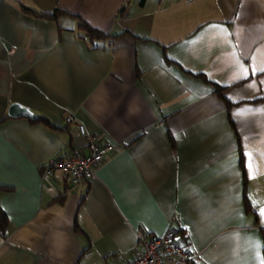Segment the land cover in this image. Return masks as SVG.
Masks as SVG:
<instances>
[{
    "label": "crops",
    "instance_id": "0c3cea01",
    "mask_svg": "<svg viewBox=\"0 0 264 264\" xmlns=\"http://www.w3.org/2000/svg\"><path fill=\"white\" fill-rule=\"evenodd\" d=\"M75 123L114 151L86 182L42 181L85 153ZM0 186V264H126L170 228L182 264H261L264 0H0Z\"/></svg>",
    "mask_w": 264,
    "mask_h": 264
},
{
    "label": "built area",
    "instance_id": "2783aa9c",
    "mask_svg": "<svg viewBox=\"0 0 264 264\" xmlns=\"http://www.w3.org/2000/svg\"><path fill=\"white\" fill-rule=\"evenodd\" d=\"M198 1V0H189ZM64 123L74 122L71 115H65ZM75 136L84 141L85 153L73 150L70 154L52 157L41 168L40 177L44 182L53 180L55 173L64 177L71 186L86 182L93 177L94 168L114 151V144L87 132L80 123H75ZM51 190L50 185H45ZM178 228H170L160 237L141 240V249L126 264H182L193 256L179 244Z\"/></svg>",
    "mask_w": 264,
    "mask_h": 264
},
{
    "label": "trees",
    "instance_id": "16d2710c",
    "mask_svg": "<svg viewBox=\"0 0 264 264\" xmlns=\"http://www.w3.org/2000/svg\"><path fill=\"white\" fill-rule=\"evenodd\" d=\"M22 9L26 12L32 13V10H28L25 7H22ZM33 13L35 15L41 16L43 18L55 20L59 15H62L63 12H61L60 10H55L52 14H37L35 12H33ZM78 29L82 32V34H83L82 37L85 38L89 42H93V41L99 40V39H104L105 37H107V35L104 34L102 31L87 25L82 20L79 21ZM222 89H224V88H216V92L219 94ZM7 118L8 117L6 116L3 120H5ZM38 120H40V121L46 123L48 126L54 128V126L48 120H46L44 117L38 116ZM62 129H64V127ZM0 191H8V189L0 186ZM245 206H246V209H248L247 201H245ZM6 227H7V219H6L4 212L0 208V235H2V236L5 235ZM178 232L180 235L179 242L186 243L185 242L186 238L183 236V232L180 229L178 230Z\"/></svg>",
    "mask_w": 264,
    "mask_h": 264
},
{
    "label": "water",
    "instance_id": "95a60500",
    "mask_svg": "<svg viewBox=\"0 0 264 264\" xmlns=\"http://www.w3.org/2000/svg\"><path fill=\"white\" fill-rule=\"evenodd\" d=\"M7 115L8 117L12 118L25 117L30 120L38 119V116L36 114L31 112L27 107L22 106L18 103L10 104V106L8 107Z\"/></svg>",
    "mask_w": 264,
    "mask_h": 264
},
{
    "label": "snow or ice",
    "instance_id": "6c2138e0",
    "mask_svg": "<svg viewBox=\"0 0 264 264\" xmlns=\"http://www.w3.org/2000/svg\"><path fill=\"white\" fill-rule=\"evenodd\" d=\"M264 204V202H259V204H256L254 203V207H258V215L261 217V218H264V206H259V205H262ZM261 264H264V261L261 262Z\"/></svg>",
    "mask_w": 264,
    "mask_h": 264
}]
</instances>
